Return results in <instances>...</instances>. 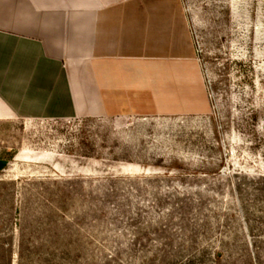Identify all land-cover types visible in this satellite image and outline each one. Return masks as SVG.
<instances>
[{"label":"rangeland","instance_id":"obj_1","mask_svg":"<svg viewBox=\"0 0 264 264\" xmlns=\"http://www.w3.org/2000/svg\"><path fill=\"white\" fill-rule=\"evenodd\" d=\"M183 5L207 112L0 109V264H264V0Z\"/></svg>","mask_w":264,"mask_h":264},{"label":"crops","instance_id":"obj_2","mask_svg":"<svg viewBox=\"0 0 264 264\" xmlns=\"http://www.w3.org/2000/svg\"><path fill=\"white\" fill-rule=\"evenodd\" d=\"M1 108L59 119L207 112L183 0H0Z\"/></svg>","mask_w":264,"mask_h":264},{"label":"bare ground","instance_id":"obj_3","mask_svg":"<svg viewBox=\"0 0 264 264\" xmlns=\"http://www.w3.org/2000/svg\"><path fill=\"white\" fill-rule=\"evenodd\" d=\"M132 166V165H129V167ZM126 169H129L128 167ZM140 169V168H139Z\"/></svg>","mask_w":264,"mask_h":264}]
</instances>
